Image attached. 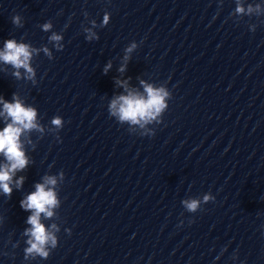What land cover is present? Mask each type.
Returning <instances> with one entry per match:
<instances>
[{
	"label": "clouds",
	"instance_id": "9594fccd",
	"mask_svg": "<svg viewBox=\"0 0 264 264\" xmlns=\"http://www.w3.org/2000/svg\"><path fill=\"white\" fill-rule=\"evenodd\" d=\"M259 5L256 10L259 11ZM236 13L241 14L245 9L239 4L235 9ZM253 11L252 6L248 7V12ZM108 16L105 15L104 22L107 23ZM12 22L16 25L20 24V17L14 16ZM45 31L51 28L50 23L43 25ZM51 40L59 41L61 37L53 34ZM45 51H47L45 49ZM32 51L29 45L24 43H17L13 39L5 41V46L0 51V61L5 64L12 65L17 71L14 73L19 78V69L23 68L27 73V78L32 79L35 75L33 68L30 66ZM147 96H140L129 93L126 96H120L113 100L110 109L113 115H118L121 121H130L132 124H140L141 121L145 123L154 119L165 107V97L169 94L164 88H153L151 85H145ZM3 102V114L10 118L11 122L7 123L2 130H0V154H3L7 163L0 167V189L4 194L11 195L13 175L18 170H23L28 160L22 150L20 137L25 131H30L37 128L35 123L36 110L32 107H25L19 99L13 97V102ZM53 125L60 127L62 121L59 117L54 118ZM143 126V125H141ZM56 179L54 177H47L45 183L37 184L36 190L26 196L20 201V207L25 211H31V215L27 219V223L31 225L26 229L25 235L29 236L27 240V247L25 251V259L28 257L40 256L47 258L49 256L48 245L55 249L57 246L56 236L48 231L45 226L40 222L41 214L46 217H52V208L58 205L56 194L51 188H46V185H55ZM23 183V177L16 181L17 187ZM205 201L209 199L208 196L204 197ZM184 206L189 212H195L199 207V201H183ZM55 229L56 225H52Z\"/></svg>",
	"mask_w": 264,
	"mask_h": 264
}]
</instances>
